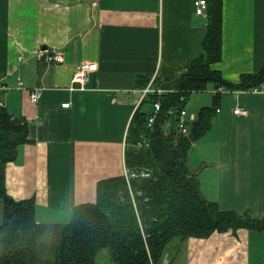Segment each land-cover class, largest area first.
<instances>
[{
    "label": "crops",
    "instance_id": "1",
    "mask_svg": "<svg viewBox=\"0 0 264 264\" xmlns=\"http://www.w3.org/2000/svg\"><path fill=\"white\" fill-rule=\"evenodd\" d=\"M194 1L0 0V97L15 119L28 120L30 139L6 163L5 184L16 200L34 198L38 222L70 224L76 206L96 201L102 179L126 175L131 120L148 99L143 89L154 79L163 93L177 90L180 74L203 54L208 9L197 14ZM222 33V59L211 66L225 79L238 82L264 67V0H223ZM55 52L62 61L47 60ZM80 69L88 73L85 88L74 81ZM150 77L145 85L138 81ZM36 88L42 95L34 103ZM218 93L220 111L192 143L189 162H196L189 166L197 169L207 141L217 137L215 201L223 211L262 218L264 85L226 91L212 84L192 92L183 107L187 118L197 120ZM193 100L197 108L190 109ZM5 205L0 196V226ZM183 243V255L179 244L167 249L168 264H264V231L239 228ZM0 246L1 258V240Z\"/></svg>",
    "mask_w": 264,
    "mask_h": 264
},
{
    "label": "trees",
    "instance_id": "2",
    "mask_svg": "<svg viewBox=\"0 0 264 264\" xmlns=\"http://www.w3.org/2000/svg\"><path fill=\"white\" fill-rule=\"evenodd\" d=\"M207 1L209 24L203 54L180 74L177 90L159 94L154 80V91L131 120L127 168L133 172L147 169L149 175L130 181L126 175L102 179L96 201L76 206L70 224L40 223L34 198L16 200L8 193L5 165L15 158L19 144L30 141L29 122L15 119L6 108H0V196L6 204L0 226V264H98L105 250L116 264H162L175 237L184 242L188 237H208L215 231H264V216L223 211L217 201L203 196L189 166L192 143L212 126L221 93L200 111L197 120L188 123L189 134L180 133L178 128L180 109L190 94L207 89L209 83L226 91H254L264 85V67L241 74L238 82L225 79L220 70L212 68L222 59L223 0ZM151 78L138 81L145 85ZM147 102L153 104L151 111L143 109ZM156 102H160V111L149 124ZM140 139L148 144L138 146Z\"/></svg>",
    "mask_w": 264,
    "mask_h": 264
},
{
    "label": "rangeland",
    "instance_id": "3",
    "mask_svg": "<svg viewBox=\"0 0 264 264\" xmlns=\"http://www.w3.org/2000/svg\"><path fill=\"white\" fill-rule=\"evenodd\" d=\"M208 87L212 88V83H209ZM1 88H3V87H1ZM5 88H6V86L3 89H5ZM193 105H194V107H193ZM3 107L5 108V105L0 106V108H3ZM192 107L197 108V107H195V100H193V102L191 101L190 109ZM213 136H214V133L209 138H211ZM216 140H217V137L215 139V136H214L212 142L207 141L205 139H201L200 141L197 142V145L201 150L205 149L204 145H205L206 141H207V143H210L211 147L206 148V152L201 158L198 156V158H199V159H197L198 164L195 166L197 169L191 168L195 171L194 173L196 174L197 179L199 181V184H200L199 189L201 190V193L203 194V196H205L209 200H215V196L217 193V187H218V181H217V176H216V172H215L216 171V163H217V150H216V144L217 143H216ZM196 149H197V146H195L193 148V151L190 150L189 154L192 156H195L194 151H196ZM195 162H196V159H193L191 163L189 162V164H195ZM215 232H219V231H215ZM176 244H179L176 252L178 253L180 251L179 254L183 255L185 243L181 242V239L179 237H175L171 241L169 247H172L171 249H173ZM0 248H1V246H0ZM111 262H112L111 257H110L109 252L107 250L102 252L100 254V256L98 257V264H111ZM112 264H116V263L112 262Z\"/></svg>",
    "mask_w": 264,
    "mask_h": 264
},
{
    "label": "built area",
    "instance_id": "4",
    "mask_svg": "<svg viewBox=\"0 0 264 264\" xmlns=\"http://www.w3.org/2000/svg\"><path fill=\"white\" fill-rule=\"evenodd\" d=\"M195 4V10L197 14H202V15H207V9H208V1L207 0H195L194 1ZM21 58H23V56H20ZM47 60L48 61H56V62H60L63 60V55L55 52V53H48L47 54ZM88 79V73L85 69H80L77 73H75L74 75V81L79 83L81 88H85L86 87V81ZM153 81L154 79H152V81L143 89V94L146 97V95H148L150 92H153ZM23 81L20 80L19 81V86L23 85ZM1 87H5V86H1ZM42 89L41 88H36L33 91H31L30 93V98L31 101H33L34 103L39 102L41 95H42ZM157 92H159V94L163 93L161 90H157ZM5 105V101L3 98L0 97V106H4ZM64 106L67 107L69 106V103H64ZM160 111V102H156L155 103V112L154 114H152L149 118V124H152L155 121L156 115L158 114V112ZM218 111H220V109H218ZM241 108H235L234 109V113L238 114L240 113ZM188 113L187 110L185 108H181L180 109V117L178 120V128H179V132L182 134H188L189 133V119L187 118ZM138 146H143L144 144H148L146 139H140L138 140ZM138 175H149V171L146 169H142L139 172H133L130 171L129 169H126V176L128 181H130L131 178L136 177ZM151 264H154V262H152Z\"/></svg>",
    "mask_w": 264,
    "mask_h": 264
},
{
    "label": "water",
    "instance_id": "5",
    "mask_svg": "<svg viewBox=\"0 0 264 264\" xmlns=\"http://www.w3.org/2000/svg\"><path fill=\"white\" fill-rule=\"evenodd\" d=\"M168 263H169V252H165L162 264H168Z\"/></svg>",
    "mask_w": 264,
    "mask_h": 264
}]
</instances>
